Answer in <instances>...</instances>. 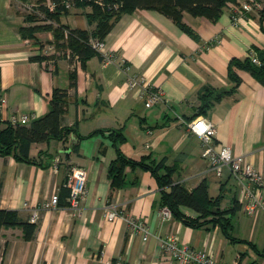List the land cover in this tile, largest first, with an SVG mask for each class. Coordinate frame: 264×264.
Masks as SVG:
<instances>
[{
  "label": "crops",
  "instance_id": "0c3cea01",
  "mask_svg": "<svg viewBox=\"0 0 264 264\" xmlns=\"http://www.w3.org/2000/svg\"><path fill=\"white\" fill-rule=\"evenodd\" d=\"M253 1L235 0L213 20L182 12L184 26L154 9L123 13L101 40L113 60L105 62L96 54L74 66L63 56L54 63L32 60L37 53L46 55L44 49L53 40L51 30L36 31L38 43L26 42L20 33L23 27L46 24L42 19L28 21L30 15L22 5L45 7L52 0H0V99L5 100L0 104V121L8 122L13 114L30 115L32 120L42 117L53 90L63 89L68 97L61 125L76 127L66 140L33 143L29 157L37 163L0 156V208L18 211L26 222H31L34 212L38 217L30 241L24 240L19 226L1 229L0 264H106L116 259L124 264H176L161 248L170 233L193 248L207 250L221 263L240 256L246 264H263L264 256L254 245L234 237L238 242L227 240L239 244L233 251L232 244L218 239V226L192 228L173 218L161 220V189L149 171L126 167L121 188H111L108 173L117 154L109 131L121 129L125 140L119 148L125 157L163 160L173 170L174 183L191 191L204 181L211 196L220 193L222 202L230 206L235 200L236 210L245 213L247 200L239 183L227 169L220 177L207 170L200 139L181 121L201 117L211 122L216 129L215 149L229 147L264 176V85L234 68L239 78L234 89L227 71L232 60L245 61L250 53L257 57L264 50L258 23L264 0H256L258 7L252 6ZM246 4L249 10L233 23V9L240 11ZM90 12L91 6L80 4L51 22L91 32L96 22L88 21ZM121 64L129 69L124 72ZM127 75L150 80L162 90L164 102L146 108L136 90L126 86ZM206 100L209 105L202 109ZM72 137L67 156L64 152ZM77 168L85 172L86 195L74 211L60 190ZM54 193L64 205L50 206ZM222 202L221 208L230 207ZM109 207L119 215L110 222L104 217ZM183 212L196 216L188 209ZM253 216L264 222L261 212ZM129 219L147 225V240L130 233Z\"/></svg>",
  "mask_w": 264,
  "mask_h": 264
},
{
  "label": "trees",
  "instance_id": "16d2710c",
  "mask_svg": "<svg viewBox=\"0 0 264 264\" xmlns=\"http://www.w3.org/2000/svg\"><path fill=\"white\" fill-rule=\"evenodd\" d=\"M63 1L52 0L55 4L52 12L47 11L43 5L38 8L46 18L55 21L58 19L59 14L68 10L64 7ZM69 1L74 6H79L80 4L91 6V12L87 15V19L89 22H96L93 31L69 29L65 26H52L50 24H33L32 26L21 28L20 33L24 38L38 43L34 37L35 32L39 30H51L53 33L52 45H54L55 50L57 52L70 50V52L78 56L82 64L91 56L98 54L89 47V39L103 40L113 24L123 13L131 12L135 9H154L171 18L178 25L184 26L181 24L182 12L193 16H204L213 20L220 16L222 10L229 3L235 2V0H101V3L98 4L95 0ZM258 16L260 29L264 33V6L258 11ZM27 20L30 22L36 20L35 22H37V20L40 21V18L30 15ZM64 30L68 31L66 38H64ZM59 57L61 56L54 54L42 56L37 53V55L31 58L37 62L49 61L54 63L56 62V58ZM256 58L260 62L259 65L252 63L250 57L245 61L235 59L228 64V77L233 82L234 89L239 83V78L234 72V68L247 71L255 80L264 85V50L259 51ZM67 97L66 90L54 89L49 102L48 112L26 125L13 126L9 122L0 121V156H12L17 161L37 163L35 159L29 157V148L33 143L66 140L76 128L75 126L63 127L61 125L62 116L66 112ZM208 105L209 102L206 100L202 109H205ZM109 132H111L113 137V145L117 153L115 160L110 163L108 169L111 188H121L125 185L126 167H139L141 170L149 171L161 189V206H167L170 209L174 220L192 228H200L206 225H211L212 227L218 226L227 240L238 242L231 235L233 228L231 218L237 209V201L234 200L232 206L229 208H221L222 195L211 196L204 181L193 190L188 191L183 185L172 181L171 175L173 170L164 165L165 162L163 160L159 162L133 161L125 157L119 148L120 143L125 140L121 129ZM76 148L77 146H74L73 150H76ZM1 189L2 181L0 179V193ZM167 189L168 191H166ZM60 191L63 193L62 199L68 197L69 189L66 186L62 187ZM58 205H64L59 195ZM183 209L194 212L196 216L186 215ZM15 226L22 228L24 240L30 241L34 238L36 231L35 222L23 221L18 211L0 208V231L3 228ZM252 248L254 247L252 246Z\"/></svg>",
  "mask_w": 264,
  "mask_h": 264
},
{
  "label": "built area",
  "instance_id": "2783aa9c",
  "mask_svg": "<svg viewBox=\"0 0 264 264\" xmlns=\"http://www.w3.org/2000/svg\"><path fill=\"white\" fill-rule=\"evenodd\" d=\"M91 1V0H89ZM98 4L101 0H95ZM252 6L258 7V1L254 0ZM63 5L66 9L73 8L74 4L70 1H63ZM24 11L28 15H34L42 19L43 21H49L42 12H40L37 6L31 4L22 5ZM45 8L47 11L52 12L55 8L54 3H48ZM249 5H242V10L233 9L232 21L236 23L242 16L243 12L248 11ZM239 14V16H237ZM64 38L68 36V31H63ZM30 40H26L29 42ZM96 53L103 57L105 62L113 60L111 54L106 51V47L103 41L98 39L90 38L88 42ZM44 54L54 55H66V59L73 61V65L77 66L80 60L77 55L70 52V50L57 52L54 45H47L44 49ZM251 62L259 65V60L252 56L250 53ZM122 70L125 72L129 68L121 64ZM125 84L128 89L136 90L137 97L141 99L146 108L153 107L155 105L162 104L164 102L163 92L160 88L156 87L150 80L138 76V75H127ZM5 100L0 99V104L4 105ZM32 116L30 115H18L13 114L9 117L8 122L13 125H26L30 123ZM185 125L186 129L197 138L200 139L202 145L201 158L207 164V170L220 177L227 169L230 175L239 183L243 192L244 199L247 203L244 207V212L253 216L257 212H261L264 216V176L261 175L250 163L246 162L242 156H234L229 147L224 146L219 150L215 149V126L204 118L198 117L191 121H181ZM148 147V145L146 146ZM58 162V160H55ZM86 176L84 170L77 168L73 169L71 175L66 182V186L69 189V195L67 197V206L77 211L79 210L80 203L86 195ZM58 195L54 193L50 197V206L57 207ZM118 212L114 207H109L104 213V217L107 221H113L117 218ZM158 217L163 221H171L172 214L167 206H162L158 211ZM37 214L34 212L31 217V222H36ZM128 225L131 234L140 233L143 240H147L149 237L147 225L139 220H128ZM264 227V222H263ZM162 252L172 259L176 264H246V261L242 257L238 256L231 263H221L217 261L213 255L205 249H196L189 246L187 243L180 240L176 233H170L166 235L162 240ZM106 264H124L120 259L114 261H108Z\"/></svg>",
  "mask_w": 264,
  "mask_h": 264
},
{
  "label": "rangeland",
  "instance_id": "374dc122",
  "mask_svg": "<svg viewBox=\"0 0 264 264\" xmlns=\"http://www.w3.org/2000/svg\"><path fill=\"white\" fill-rule=\"evenodd\" d=\"M38 21V20H37ZM52 20L45 21L46 24H50L52 26ZM63 56L66 59V55H58ZM220 194V193H219ZM232 194L228 192L227 199H231ZM224 206L229 207V203L227 201L222 202ZM231 224L233 226L231 230V235L242 240V243L245 245L253 246L256 248L255 250L258 251V254L264 256V227H263V220L261 217L257 218L256 216H249L243 211L239 209L235 211L234 215L231 218ZM217 237L222 242L227 239L222 235L221 231L218 229ZM213 235V234H212ZM228 242V241H227ZM230 243V242H228ZM218 244V240L216 241V245ZM232 244V250L235 251L238 248V243H230ZM261 263L264 264V260H260Z\"/></svg>",
  "mask_w": 264,
  "mask_h": 264
},
{
  "label": "water",
  "instance_id": "95a60500",
  "mask_svg": "<svg viewBox=\"0 0 264 264\" xmlns=\"http://www.w3.org/2000/svg\"><path fill=\"white\" fill-rule=\"evenodd\" d=\"M73 144V137H72V140H71V143H70V146H69V149L67 151H65L64 153L68 156L69 153L71 152V146Z\"/></svg>",
  "mask_w": 264,
  "mask_h": 264
}]
</instances>
